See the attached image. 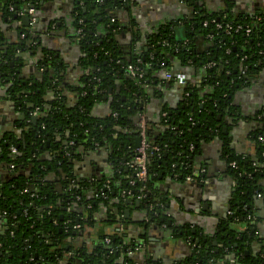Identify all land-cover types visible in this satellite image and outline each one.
<instances>
[{"label":"trees","instance_id":"16d2710c","mask_svg":"<svg viewBox=\"0 0 264 264\" xmlns=\"http://www.w3.org/2000/svg\"><path fill=\"white\" fill-rule=\"evenodd\" d=\"M40 1L0 0V21L15 20L13 16L19 11L27 6L36 8ZM129 7L130 0H75L69 38L79 47L82 70L75 102L74 99L68 102L60 86L62 63L41 43L33 44L38 41L34 31L21 29L23 36L17 46L21 52L40 54L36 60L37 68L41 69L39 78L19 77L21 58L15 56L16 45L8 46L6 55L0 54V81L5 98L24 115V121H13L0 129V172H5L0 175V264H152L150 258L140 260L136 255H126L127 249L133 250L146 242L142 235L138 239L129 237L127 230L131 222L123 218V210L135 202V195L142 189L140 193L145 197L138 209L147 214L149 224H162L159 222L161 202L154 186L158 176L162 172L178 179L194 176L187 166L188 157L201 140L218 136L227 144L217 117L232 111L233 94L264 68V11L253 15L259 21L252 26V16L235 18L230 11L207 13L195 8L191 19L183 23L192 31V36L211 34L206 55L194 58L192 36L189 35L186 44H179L174 40L170 25L164 24L148 36L145 52L132 53L125 60L115 40L114 31L120 29V25L111 24L110 19H117L115 12ZM211 20L220 23L221 28L216 29ZM204 21H208L205 27ZM226 23L246 24L251 32L246 35L243 28L226 34L223 27ZM99 26L102 32H98ZM77 29L81 30L80 34H76ZM171 55L182 64L195 67L212 62L205 70L203 83L212 87V92L203 95L197 88L185 85L184 98L178 107H162L164 130L160 134L154 135L147 118L148 141L156 144L159 151L148 156L145 182L130 184L133 172L125 168L122 155L126 145L133 149L138 116L145 114L144 79L155 69L169 71L167 58ZM9 57H16L13 65ZM138 62L144 72L143 79L131 77L126 71L128 64ZM116 81L121 87L119 92L111 93L109 116L102 120L92 118L89 114L92 104L108 95L109 88L114 90ZM112 113H116V117ZM32 117H35L34 122H31ZM260 121L263 123L264 117ZM250 139L255 143L253 158L235 156L226 146L224 148L228 163L236 164L235 168H230L236 190L228 209L231 214L215 236L217 244L213 246L199 232L185 229L180 235L187 238L193 248L191 255L179 264H217L215 261L231 264V259H236L238 264H264V247L262 251L252 250L259 238L255 229L250 231L254 228L250 221H255L252 200L256 193H262L258 180L264 174V164L259 168L252 164L263 162L264 128L257 125ZM69 142L72 145H68ZM107 145L115 150L109 158L110 176L91 183L86 178L76 179L73 167L81 154ZM191 145L192 152L189 151ZM11 148L15 151L11 152ZM133 156L134 150L128 155L125 152L126 161ZM106 182L108 188L105 189ZM123 191H131L132 196H122ZM127 199L133 203L127 204ZM99 208L106 213L104 219L96 214ZM114 208L118 209L117 214ZM227 223L246 227L244 232L234 233ZM75 225L80 226L79 230L73 229ZM118 226L123 227V232ZM88 229L92 231L90 240L74 242L77 237L83 240Z\"/></svg>","mask_w":264,"mask_h":264},{"label":"crops","instance_id":"0c3cea01","mask_svg":"<svg viewBox=\"0 0 264 264\" xmlns=\"http://www.w3.org/2000/svg\"><path fill=\"white\" fill-rule=\"evenodd\" d=\"M74 7L75 0H41L35 8L34 29L28 27L38 38V41L36 40L33 44L41 43L43 48L54 52L62 63L60 86L70 103L73 99L74 102L76 100V89L80 85L82 76V70L79 67L81 52L78 45L69 38L72 32ZM195 8L207 13L230 11L235 18L240 15L254 17L253 15L258 13L256 11H264V0H130L129 8L121 9L114 14L120 25V29L115 32V40L121 57L128 60L132 53L140 55L145 52L148 36L164 24L170 25L175 42L183 44L188 40L189 35L192 36V31H189L183 21L191 19ZM21 24L19 17L8 22L0 21V42L3 41V44L6 43L7 46L18 47L16 41L21 40L23 36L21 29L26 28ZM181 27L185 28L184 34L181 30L179 31ZM102 29L99 26L98 32H102ZM191 39L195 50L194 58L202 54L206 55L210 42L198 34L193 35ZM16 54H19L21 58L19 77L29 80L39 78L40 71L36 66V60L40 54L37 51L36 54L28 51L21 52L19 49ZM167 59L168 70L183 73L186 77L185 85L188 88H197L203 95L212 92V87L203 84L205 64L199 67L189 63L185 65L172 55ZM2 85L0 81L1 128L7 127L18 116L24 119V116L15 109V104L5 98V89ZM185 85L181 86L174 81L166 80L164 69H155L150 72L145 87L147 98L144 110L154 135L164 130L161 118L165 113L162 112V107L167 106L168 109L178 107L184 98ZM120 87V83L116 81L114 90L109 88L108 95L92 104L89 112L92 118L102 120L109 116L111 98H113L111 93L119 92ZM230 106L231 112L227 109V114L217 117V120H221V130L223 134H226L227 144L224 145L218 136L201 140L194 153L188 157L187 166L191 167L196 177L192 181H187L186 178L178 179L162 172L155 182L154 186L161 202V217L170 221V224L168 223L170 231H163L162 228L154 230L152 226L149 232L144 231L141 228L145 218L143 212L136 208L134 203L126 208L129 210L128 221L131 222L127 230L129 237L138 239L139 235L145 236L146 244H143L145 253L143 255L141 248L136 256L138 259L150 258L152 264H179L187 259L192 253V245L187 238L180 235L181 232L183 235L185 229L199 232L208 238L213 246L217 244L215 236L221 230L222 223L228 220L227 212L236 190L235 180L230 174V164L223 155L224 148L226 146L235 156L254 157L255 143L250 137L257 125L260 128L262 126L259 118L264 113V68L251 77L247 85L233 94ZM126 147L127 145L122 155L125 162V152L128 155L135 150L134 141L132 150L130 146L127 149ZM109 153L107 145L96 146L91 154H81L82 157L74 163V177L86 178L91 183L93 180L100 181L110 176ZM201 171H203L202 174ZM4 173L0 172V175ZM258 185L262 193H259L260 197L256 195L252 200L255 221H252L254 228L250 230L255 229L259 238L252 245L254 252L262 251L264 247V174L259 177ZM96 214L101 219H104L106 215L103 208H99ZM227 225L228 229L234 233H242L246 227L239 223H227ZM89 235L92 236L91 229L85 231L83 240L77 237L74 242L88 241ZM215 262L221 264L219 261Z\"/></svg>","mask_w":264,"mask_h":264},{"label":"built area","instance_id":"2783aa9c","mask_svg":"<svg viewBox=\"0 0 264 264\" xmlns=\"http://www.w3.org/2000/svg\"><path fill=\"white\" fill-rule=\"evenodd\" d=\"M9 11H12V7H9ZM28 16V27L33 28L34 24H35V8L33 6H27L25 9H22L21 11L18 12L17 17H21V16ZM259 21L258 17H252L250 23L253 25H255L257 22ZM111 24L117 22V20L113 17L110 19ZM212 23H215V28L216 29H220L221 28V24L220 23H216L215 20H211ZM208 21H204L202 24L203 26H207ZM224 27V31L226 34H230L232 31L233 32H238L241 31L244 28V33L246 35H249L251 32V28L250 26L244 24H237L235 26H233L232 23H226L223 25ZM116 32V31H114ZM81 30L77 29L76 30V34H80ZM205 39L208 40L210 42V40L212 39L211 34H206ZM187 41L184 42V44H186ZM164 45H168L166 42H163ZM138 63L136 64H128L126 67V71L127 74L131 77L137 78V79H143L144 77V72L141 69V67L138 65ZM213 64L212 62H208L206 63L204 66L205 68H209L211 67ZM41 71V70H40ZM165 79L168 81H174L176 84L178 85H185V81H186V77L183 73H174L171 71H165L164 73ZM147 85V80L144 79V87H146ZM185 95H188L187 93H185ZM32 114V113H31ZM33 116L34 113L32 114ZM113 117H116V113H112ZM147 131H148V120L145 114H140L138 116L137 119V127L136 129L133 131L136 134V137H138L139 139V145L138 147L134 150V156L133 158H131L129 161H126L124 166L127 169H131L133 172V178L130 179V184L132 183H143L145 182L146 178H147V159L148 156L152 153V152H158L159 151V147L156 144H151L148 141V137H147ZM259 141L262 140L261 137L258 138ZM68 145H72V142H69ZM193 146L191 145L189 147V150H192ZM15 150L13 148H11V152H14ZM263 157V162L262 164H255V162L252 164L253 166H255V168H259L260 166H262L264 164V153L262 154ZM230 167L231 168H235L236 164L235 162H230ZM203 173V171H201V174ZM195 176H186V180L187 181H192L193 178H195ZM108 182L105 183L104 188H108ZM142 189H139V193L135 195V198L138 200L143 199L145 196L143 194H141ZM23 192H26V190H24ZM122 196L128 195V196H132L131 191H123ZM257 197H260L261 195L259 193H256ZM31 197L34 196V194L30 195ZM102 197H104V195H101ZM76 199H78V197H76ZM228 214H231V212L229 211ZM80 226L79 225H75L73 226L74 230H79ZM118 230L120 232H123V227L122 226H118ZM106 243L109 242L108 239L105 240ZM192 245V244H191ZM140 246L135 247L133 250L131 249H127L126 250V255L127 256H134L136 255V253L139 251ZM193 248V245H192Z\"/></svg>","mask_w":264,"mask_h":264},{"label":"water","instance_id":"95a60500","mask_svg":"<svg viewBox=\"0 0 264 264\" xmlns=\"http://www.w3.org/2000/svg\"><path fill=\"white\" fill-rule=\"evenodd\" d=\"M15 19H17L18 17L16 16V15H14L13 16ZM19 19H20V21H21V25L23 26V27H26V28H28V16H26V15H24V16H21V17H19ZM185 28H183V27H181L180 29H179V31L181 30V32H183V34H184V30ZM178 31V32H179ZM25 36V35H24ZM183 37H184V35H183ZM183 40V39H182ZM17 42V44H19L20 42H21V40H17L16 41ZM4 44H6V43H4ZM15 49L17 50L18 49V47H15ZM178 71H175L174 73H177ZM164 73H165V70H164ZM104 99H106L105 97H104ZM20 114H22V113H20ZM23 115V114H22ZM24 116V115H23ZM262 117H264V113H262ZM32 119V121L31 122H34V120H35V117H32L31 118ZM14 121H24V119L22 120V116H18V118H16ZM25 123H26V121H25ZM11 124V123H10ZM261 125L262 126H264V122L262 123L261 122ZM0 129H1V126H0ZM19 130H17V132H18ZM114 138H116V135L114 136ZM134 149H136L137 147H138V145H139V139H138V137H135L134 138ZM108 150H109V158H110V156H111V154L113 153V151H115L113 148H112V146L111 145H108ZM92 153V151H86V153H84V154H91ZM109 162V161H108ZM126 171V170H125ZM126 203L127 204H131L132 202L129 200V199H127L126 200ZM134 205H135V207L136 208H138L139 207V205H140V201H136V202H134ZM113 211H114V213L115 214H117L118 213V209L117 208H114L113 209ZM123 213H124V216H123V218L124 219H129V210L128 209H125L124 211H123ZM145 214V213H144ZM159 221L160 222H163V217H161L160 219H159ZM167 223H169L170 224V221H167ZM153 227H155V226H153ZM150 229V228H149ZM149 229H148V232H149ZM76 234V231H74L73 232V235H75ZM214 245H215V242L213 243ZM142 253H143V255H144V253H145V251H144V249H142ZM212 263H214V260L212 261Z\"/></svg>","mask_w":264,"mask_h":264},{"label":"flooded vegetation","instance_id":"af4514ba","mask_svg":"<svg viewBox=\"0 0 264 264\" xmlns=\"http://www.w3.org/2000/svg\"><path fill=\"white\" fill-rule=\"evenodd\" d=\"M256 12H259V11H256ZM31 29H34V28H31ZM187 42H188V40H186ZM7 48H9L6 44H3V41H1L0 42V54H2V55H6L7 53L6 52H8V49ZM18 55L19 54H15V56L16 57H18ZM16 57H14V58H16ZM10 58V63H11V65H13V60H15L13 57H9ZM11 59H13V60H11ZM41 69H39V71H40ZM41 72V71H40ZM262 118V117H261ZM260 119V118H259ZM264 126H261V128H263ZM137 201V199H135V202ZM138 201H140V205H142V200H139L138 199ZM133 203V202H132ZM131 203V204H132ZM139 205V206H140ZM139 208V207H138ZM126 209V208H125ZM124 211V210H123ZM229 212V211H228ZM227 212V213H228ZM145 215V218H144V220H143V223H142V226H141V228H143L144 229V231H146V230H148L151 226L153 227V226H155V227H153L154 228V230L155 229H157V228H162V230L163 231H170V227H169V225H168V223H167V221L168 220H165V219H163V222H161L162 224H158V223H148L149 222V218H148V216H147V214H144ZM230 214H228V216H229ZM123 216H124V213H123ZM161 218V217H160ZM159 218V219H160ZM252 221L253 220H251L250 221V224L252 223ZM160 222V221H159ZM148 223V225H146ZM174 232V231H173ZM172 232V233H173ZM176 233V232H175ZM145 245V244H144ZM141 248L143 249V243H141V245H140V248H139V251L136 253V256H137V254L141 251ZM245 254H247V252L245 251ZM135 256V255H134ZM231 256V255H230ZM231 264H238L237 262H236V259H231Z\"/></svg>","mask_w":264,"mask_h":264},{"label":"rangeland","instance_id":"374dc122","mask_svg":"<svg viewBox=\"0 0 264 264\" xmlns=\"http://www.w3.org/2000/svg\"><path fill=\"white\" fill-rule=\"evenodd\" d=\"M256 196V195H255Z\"/></svg>","mask_w":264,"mask_h":264}]
</instances>
